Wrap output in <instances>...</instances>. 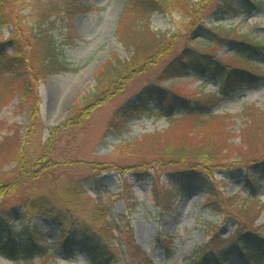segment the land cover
I'll return each mask as SVG.
<instances>
[{"label":"rangeland","instance_id":"374dc122","mask_svg":"<svg viewBox=\"0 0 264 264\" xmlns=\"http://www.w3.org/2000/svg\"><path fill=\"white\" fill-rule=\"evenodd\" d=\"M14 1L17 3L11 4V8L14 7L19 15L27 20H32L38 12V3L44 4L49 0ZM57 2L68 4L71 0H55L54 4ZM76 3L82 7L70 13L62 11L59 16L52 15L50 18V21L54 22L50 31L63 49V56L71 70L48 76L44 81L35 83L32 93H29L37 98L38 119L34 124H30L25 100L20 103L21 93L14 88L21 86L25 76L13 77L10 76L14 74L13 71L0 70V79H3L0 85V182H10L15 178L17 164L8 161L14 144V149L20 144L26 153L34 150L35 156L41 155L47 147L46 154L52 151L51 158L54 163H60L59 167L51 165V171L59 175V186L67 181L84 183L89 177H97L102 185V192L106 197H110L114 205L110 217L121 225L127 223L128 233H123V238L129 241L132 247L129 252L125 246H119L116 250V246L111 244L110 252L117 261L121 257V261H126L127 264H189L191 255L207 243L226 248L244 226H233L232 219L240 217L234 212V207L250 194L245 187L248 169H239L235 178L231 177L232 172L223 171L228 169H213V174H209L200 169L179 166L155 167L147 170L145 175H140L138 173L142 168L138 166L143 161L142 158L126 156L120 152L124 144L135 141L144 134L162 131L168 127L167 118L157 113L161 107L160 98L154 99V96L141 92L146 85L145 75L134 76L107 99L99 98L102 99L100 104L90 109L86 118L81 111L82 119L78 125H74L76 127H66L69 112L80 96L91 90L93 77L100 66L113 54L120 59L128 57L119 44L115 31L122 14L126 20L133 17V9L127 5V0H77ZM175 3L181 8L180 12L166 14L155 11L149 18L151 30L166 32L168 37L176 36L171 44L167 45L159 61L147 72L153 81L158 79L170 62L185 53L184 50L191 51L195 48L199 52H213L216 58H206V65L212 68L217 66L215 59L234 57L232 41L223 40L216 46L209 42L214 39L213 29L218 26L234 28L261 45L258 56L250 61L243 60L247 65L241 63L242 66L254 69L258 76L245 77L241 82L236 81L224 99L212 109L216 116L227 115V121L232 122L228 129L236 136L242 127L240 114L245 107L253 106L264 112V0H177ZM189 6H195L190 16L187 14ZM10 29V26L4 29L2 38L9 37ZM5 52V57L0 59L1 65L4 66L8 62L7 59L14 56L11 48H7ZM239 63L240 60L237 64ZM228 65L232 66L229 63ZM21 67L23 68V65L16 63L13 69ZM22 71L24 72V69ZM215 72L214 69L197 72L190 68L186 71V76H172L158 83L163 90L176 89L195 96L206 95L217 92L220 88V83L214 77ZM23 74L26 75L25 72ZM170 91L167 94H170ZM1 96L4 99L1 100ZM126 103L131 108L141 106L145 111L134 112L125 120L111 123L113 113ZM174 114L177 117L183 115L180 110ZM183 119L185 122L182 125L194 121L193 117L189 116ZM232 140L238 142L236 137ZM28 143L26 149L25 145ZM48 163L46 161L44 165ZM187 174L196 176L184 197L174 201L168 210H161L154 204L155 196L164 199L168 189L171 190L179 182L182 183L181 177ZM11 185L15 191L0 199V206L3 205L0 212L5 219L10 217L12 208L16 210V217L8 222L13 231L26 226L35 229L37 237L34 244H46L51 253L53 251L48 264H91L90 254L86 251L87 241L83 237L69 239L76 250L73 258H66L63 248L59 246V229L56 225L38 214L27 216L22 205L18 204L17 199L22 192L30 194L48 189L50 195L49 189H52V186L47 180H35L29 184L24 182L23 186L13 182ZM253 186L260 203L257 208L260 211L258 218L255 220L253 216V228L264 236V174L257 173L254 176ZM210 189L218 193L221 213L211 211L206 205L209 194L213 192ZM230 197H234V200H228ZM95 202V193L87 188V193L82 199L83 207H86L84 209L87 210ZM60 209L59 205L54 203L49 211L56 213ZM250 220L251 218L241 222L249 226ZM110 233L118 236L115 230ZM126 234H129V237L127 235L126 238ZM26 240L23 236L15 242L20 244ZM219 240L220 243L217 244ZM0 264L13 262L0 254ZM221 264L244 262L239 256L232 255L227 262Z\"/></svg>","mask_w":264,"mask_h":264},{"label":"trees","instance_id":"16d2710c","mask_svg":"<svg viewBox=\"0 0 264 264\" xmlns=\"http://www.w3.org/2000/svg\"><path fill=\"white\" fill-rule=\"evenodd\" d=\"M49 1L44 4L38 3L37 14L32 20H27L26 17L19 15L14 7L11 8V4L17 3L16 1L0 0V59L5 57L7 48H11L14 52V56L7 59L8 66L1 65L0 61V70L13 71L14 74L10 75L13 77L23 75L27 77H24L20 87L14 88L23 97H20V103L24 99L28 106L30 124H34V121L38 119L37 98L29 94L32 93L35 83L44 81L48 76L71 70L63 56V49L50 31L54 24L50 18L52 15L59 16L62 11L70 13L82 7L76 3L77 0H71L68 4L61 2L54 4L55 0ZM175 2L177 0H127V5L129 4L133 9V17L126 20L125 15L122 14L115 35L128 57L120 59L113 54L100 66L93 77L91 90L85 91L69 112L66 127H76L74 125H78L82 119L81 111L86 118L90 109L100 104L102 99L99 98L107 99L116 94L117 90L124 87L134 76L145 75L146 85L141 92L144 95L154 96V99L160 98L161 107L157 113L167 118L168 127L162 131L144 134L135 141L121 146L120 152L124 155L142 158L141 164L138 163L142 171L138 174L145 175L147 170L155 167L179 166L186 169H200L209 174H213V169H228L223 171L232 172L231 177L235 178L239 169L249 170L246 172L245 187L250 194L234 207V212L240 217L232 219L233 226L244 224L239 235L229 245L227 244L226 248H220L219 245L211 246L208 243L199 247L189 258V264H221L227 262L232 255L239 256L244 264H264V236L253 228L252 223L254 218L255 220L258 218L260 212L257 209L260 203L256 197L253 178L257 173L264 174V112L253 106L245 107L240 114L242 127L236 136L228 129V125L232 122L227 121V115L216 116L212 113V109L224 99L232 84L236 81L241 82L245 77L258 76L254 69L242 66L241 63L247 65V62L244 63L243 60L250 61L258 56L261 45L234 28L218 26L213 29L214 39L209 42L216 46L223 40L232 41L234 57L217 58L214 62L217 66L212 68L206 65V58L215 57L213 52L207 50L199 52L195 48L191 51L184 50L185 53L170 62L158 79L153 81L147 72L159 61L167 45L171 44L176 36L168 37L166 32L151 30L149 18L155 11L166 14L180 12L181 8ZM194 8L195 6H189L188 16L192 14ZM7 26L11 29L9 37L4 39L2 32ZM238 60H240L239 64H237ZM16 63L23 65V68L13 69ZM190 68L197 72L214 69V72L216 71L214 77L220 83L219 90L211 94L195 96L176 89L163 90L159 86V81L168 80L172 76H186V71ZM23 69L26 75L23 74ZM2 80L0 79V85ZM169 91L170 94H167ZM2 99H4L3 96H1ZM128 105L126 103L124 107L113 113L111 123L125 120L134 112L145 111L141 109V106L131 108ZM79 107L81 108L78 109ZM178 110L183 113L180 117L174 114ZM188 116L193 117L194 121L182 125L185 122L183 118ZM234 137L238 138L237 143L232 140ZM28 145L29 143L25 145L26 149ZM14 147L15 144L13 152L8 156V161L17 164V171L12 181L0 182V199L10 196L15 191L14 186L11 185L13 182L23 186L24 182L29 184L35 180H47L53 189H49L50 195L48 189L30 194L22 192L17 202L22 205L27 216L38 214L50 219L56 225L59 229V246L63 248L64 256L68 259L74 257L76 247L69 242V239L83 237L87 241L86 251L90 254L91 264H127L126 261H121V257L118 261L116 260L110 252V246L115 245L116 250L119 246H125L130 252L132 246L123 238V233H128V226L127 223L121 225L110 217L113 214L114 205L110 197H106V194L102 192L99 179L89 177L84 183L67 181L59 186L57 183L59 175L51 171V165L59 167L60 163L57 161L56 164L54 163L55 161L51 158L52 151L46 154L47 147H45L41 155L35 156L34 150L32 152L27 150L28 153H26L20 144L16 145V149ZM46 161L49 163L44 165ZM87 168L91 170L88 166ZM194 176L196 175L182 176L180 179L182 183L179 182L171 190L168 189L164 199L155 196L154 204L161 210L170 209L174 201L184 197L188 192ZM87 188L95 193L96 202L85 210L82 199L87 193ZM212 191L206 205L211 211L221 213L218 193ZM228 200H234V197ZM54 203L61 208L56 213L49 211ZM0 207L2 208L3 205ZM2 214L0 212V254L11 260L13 264H48L53 251L51 253L50 247L46 244H34L37 231L28 226L13 231L8 222L16 217L14 208L11 210L10 217L4 219ZM249 218H251L249 226L241 222ZM114 230L118 234L117 237L110 233ZM127 235L129 237V234H126V238ZM23 236L27 240L16 244L15 240ZM219 243L220 240L217 244Z\"/></svg>","mask_w":264,"mask_h":264}]
</instances>
